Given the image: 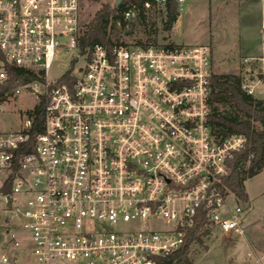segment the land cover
<instances>
[{"label":"built area","instance_id":"1","mask_svg":"<svg viewBox=\"0 0 264 264\" xmlns=\"http://www.w3.org/2000/svg\"><path fill=\"white\" fill-rule=\"evenodd\" d=\"M81 9L0 0V109L22 93L43 100L41 130L36 104L0 130V264H157L195 226L189 250L244 235L225 180L246 137L212 126L209 45L85 44ZM57 52L69 66L49 79ZM12 68L34 77L12 84Z\"/></svg>","mask_w":264,"mask_h":264},{"label":"rangeland","instance_id":"2","mask_svg":"<svg viewBox=\"0 0 264 264\" xmlns=\"http://www.w3.org/2000/svg\"><path fill=\"white\" fill-rule=\"evenodd\" d=\"M115 0H81V20L86 24L101 4L112 7ZM128 4V3H127ZM146 7V6H145ZM147 29L137 12L125 16L124 25L112 24L111 39L126 44L136 41L179 45L208 44L212 54V72L234 73L242 82L253 84L252 96L264 99V0H183L176 21L170 31L163 28L164 9L154 4L145 10ZM259 58H251V57ZM246 58V60H244ZM69 66V55L57 52L48 70V78L58 77ZM37 100L22 93L1 105L0 130H14L21 126L25 112ZM247 201L244 235L232 238L216 237L193 243L187 253L191 264H264V166L256 175L244 181ZM231 200L233 196L229 194ZM0 243L6 234L4 203L0 198Z\"/></svg>","mask_w":264,"mask_h":264},{"label":"trees","instance_id":"3","mask_svg":"<svg viewBox=\"0 0 264 264\" xmlns=\"http://www.w3.org/2000/svg\"><path fill=\"white\" fill-rule=\"evenodd\" d=\"M128 3V4H127ZM148 4L146 6L145 4ZM154 4L164 9L163 28L170 31L178 16L176 0H122L117 6L110 7L101 4L92 18L83 25L81 41L85 44L102 43L105 45L124 44L122 41L111 39L112 24L125 23V12L136 11L147 29L145 10ZM146 6V7H145ZM146 35H150L148 29ZM136 41L135 44H148ZM264 45V37H263ZM12 84L26 82L34 74L23 68H12ZM264 81V74H259ZM43 100L33 108V126L31 133L41 130ZM210 121L214 129L220 133H242L246 137L243 149L235 154L231 161V168L225 186L230 190L238 202L247 201L244 191V181L256 175L264 166V99H258L241 89V76L234 73L212 74L211 76V114ZM192 238L199 241L197 226L193 227L184 244L175 252L167 256H154L157 264H191L187 257L189 243Z\"/></svg>","mask_w":264,"mask_h":264},{"label":"water","instance_id":"4","mask_svg":"<svg viewBox=\"0 0 264 264\" xmlns=\"http://www.w3.org/2000/svg\"><path fill=\"white\" fill-rule=\"evenodd\" d=\"M122 0H115L114 5L117 6Z\"/></svg>","mask_w":264,"mask_h":264},{"label":"crops","instance_id":"5","mask_svg":"<svg viewBox=\"0 0 264 264\" xmlns=\"http://www.w3.org/2000/svg\"><path fill=\"white\" fill-rule=\"evenodd\" d=\"M239 1H241V0H239ZM261 1H263V0H261ZM253 58H259V57H254V56H253Z\"/></svg>","mask_w":264,"mask_h":264}]
</instances>
